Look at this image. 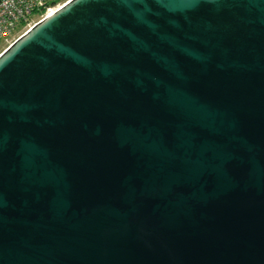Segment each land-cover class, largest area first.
Here are the masks:
<instances>
[{
	"label": "water",
	"instance_id": "obj_1",
	"mask_svg": "<svg viewBox=\"0 0 264 264\" xmlns=\"http://www.w3.org/2000/svg\"><path fill=\"white\" fill-rule=\"evenodd\" d=\"M0 264H264V0H70L11 44Z\"/></svg>",
	"mask_w": 264,
	"mask_h": 264
},
{
	"label": "built area",
	"instance_id": "obj_2",
	"mask_svg": "<svg viewBox=\"0 0 264 264\" xmlns=\"http://www.w3.org/2000/svg\"><path fill=\"white\" fill-rule=\"evenodd\" d=\"M69 1L0 0V38L8 37L17 27H20V29L25 27L29 30L37 22L53 14ZM33 14H36V21L31 18Z\"/></svg>",
	"mask_w": 264,
	"mask_h": 264
},
{
	"label": "rangeland",
	"instance_id": "obj_3",
	"mask_svg": "<svg viewBox=\"0 0 264 264\" xmlns=\"http://www.w3.org/2000/svg\"><path fill=\"white\" fill-rule=\"evenodd\" d=\"M31 18L36 21V14H33ZM39 19V18H38ZM35 23V22H33ZM31 23V24H33ZM28 28H21L17 27L15 30L12 31V34L9 35L8 37H1L0 38V55L11 45L13 44L17 39H19L26 31Z\"/></svg>",
	"mask_w": 264,
	"mask_h": 264
}]
</instances>
